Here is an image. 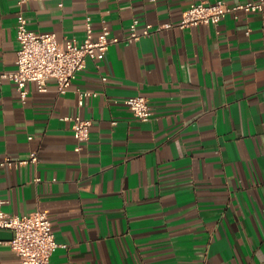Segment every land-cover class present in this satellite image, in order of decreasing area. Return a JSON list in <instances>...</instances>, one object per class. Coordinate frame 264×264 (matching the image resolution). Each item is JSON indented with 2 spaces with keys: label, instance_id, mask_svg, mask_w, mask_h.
<instances>
[{
  "label": "crops",
  "instance_id": "obj_1",
  "mask_svg": "<svg viewBox=\"0 0 264 264\" xmlns=\"http://www.w3.org/2000/svg\"><path fill=\"white\" fill-rule=\"evenodd\" d=\"M191 2L0 0V70L17 66L21 14L36 32L81 41L88 16L95 35L106 24L122 37L134 18L139 29L176 22ZM139 94L150 119L124 102ZM76 114L92 121L87 140L74 135ZM33 150L36 164H1ZM0 196L9 213L49 209L60 243L50 264H264L261 15L112 43L65 92L55 79L46 91L30 82L23 100L3 80ZM11 235L0 228V264H23Z\"/></svg>",
  "mask_w": 264,
  "mask_h": 264
},
{
  "label": "built area",
  "instance_id": "obj_2",
  "mask_svg": "<svg viewBox=\"0 0 264 264\" xmlns=\"http://www.w3.org/2000/svg\"><path fill=\"white\" fill-rule=\"evenodd\" d=\"M20 3L26 0H18ZM257 12L264 24V0H247L235 5H228L226 0H192L181 18L153 24L147 22L139 29V19L130 23L129 33L120 37L113 35L108 25L104 24L95 35L90 16L87 17V32L83 40L69 38L60 42L54 32H36L27 25V19L21 14L17 22V38L20 43L17 51L16 68L0 70V83L10 80L15 83L20 96H28V84L35 82L38 90L48 89V80L55 79L58 89L65 92L75 79L77 73L86 66L88 58H102L112 43L118 41L133 42L141 35H150L155 31L174 26L186 27L200 23L218 24L228 12ZM84 94H91L86 91ZM124 102L131 107L136 116L142 120L153 115L152 106L146 96L132 95ZM82 103V99H80ZM72 120V129L78 141L87 140L90 136V118L79 114L68 117ZM39 161L37 151H31L27 157L14 158L7 156L3 165L15 167L25 164H36ZM40 180V177H36ZM6 200L0 196V228L12 232L8 243L15 250L23 264H50L53 251L60 245L56 240L50 211L38 208L28 213H9L4 208ZM1 242V240H0Z\"/></svg>",
  "mask_w": 264,
  "mask_h": 264
}]
</instances>
